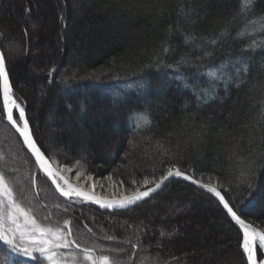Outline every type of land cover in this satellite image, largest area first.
I'll return each mask as SVG.
<instances>
[{
	"label": "trees",
	"instance_id": "trees-1",
	"mask_svg": "<svg viewBox=\"0 0 264 264\" xmlns=\"http://www.w3.org/2000/svg\"><path fill=\"white\" fill-rule=\"evenodd\" d=\"M241 4L0 0V50L41 152L103 197L176 165L264 232V32L248 24L264 0ZM0 174L38 222L70 233L69 264H90L84 249L110 264H247L239 227L184 181L122 210L61 197L5 121L1 95ZM11 255L0 244V264L20 259Z\"/></svg>",
	"mask_w": 264,
	"mask_h": 264
},
{
	"label": "snow or ice",
	"instance_id": "snow-or-ice-1",
	"mask_svg": "<svg viewBox=\"0 0 264 264\" xmlns=\"http://www.w3.org/2000/svg\"><path fill=\"white\" fill-rule=\"evenodd\" d=\"M252 5L253 0H242L241 11L245 12L250 10ZM248 24L252 26L253 31L260 30L264 32V16L258 18L256 21H249ZM247 30L248 28L246 26L245 29L237 33V36H245ZM212 43L215 44L216 41L213 40ZM254 46L253 44L250 47ZM244 70L247 71V67ZM236 71L239 72L240 68L236 67ZM215 75V72L209 73V76L214 77ZM0 92H2L3 112L6 114L7 121L16 129L20 137L23 138L24 144L31 150L38 166L46 172L48 177L52 178V182L56 184L57 190L60 191L61 195L70 197L74 192L76 195H82L86 199L94 200L101 207L107 206L111 208L113 203L123 207L149 196L150 193L160 189L162 185L172 178H183L218 197L219 203L226 210V215L242 230V243L240 247L242 248L243 254L246 255L247 264H257V253L260 249H264V232H258L247 224L225 200V197L221 195L217 187L201 183L194 179V177L182 172L176 165L167 167L166 171L159 176L158 180L144 178L143 185L146 186V190L141 191L137 189L131 195L121 196L115 202H103L98 197L89 196L86 192L72 188L71 185H68L67 191L61 188L55 179L57 174L48 166V160L33 140L24 107L14 99V93L9 82L8 73L5 70V59L2 53H0ZM16 112H18V118L16 117ZM262 113H264V110H262ZM141 119L145 124L149 123L146 116H141ZM77 175L79 176V173ZM135 183L133 181V184ZM150 184H154V187L149 186ZM69 235L70 233H65L59 227H48L38 222L32 214V211L24 208L16 200L13 189L6 181L4 175L0 174V244L4 246L6 253L20 257V259L13 262L6 256L3 264H69L65 260L64 254L60 251L74 243L67 239ZM257 238L258 247L256 246ZM75 247L79 248L80 245L76 244ZM133 247H136V245H133ZM84 260L90 262V264H110V258L108 256L101 255L94 257L90 249H84ZM72 264H76L75 258H73Z\"/></svg>",
	"mask_w": 264,
	"mask_h": 264
},
{
	"label": "water",
	"instance_id": "water-1",
	"mask_svg": "<svg viewBox=\"0 0 264 264\" xmlns=\"http://www.w3.org/2000/svg\"><path fill=\"white\" fill-rule=\"evenodd\" d=\"M0 53H1V50H0ZM5 70H6V66H5ZM7 72V71H6ZM0 95H1V101H2V108H3V97H2V92H0ZM4 113V112H3ZM18 113V112H17ZM4 118H5V121L8 123V125L13 129V131L18 135V137L20 138V140H21V142H22V144H23V146H24V148H25V150L28 152V154L33 158V160L35 161V163H36V165H37V167H38V169H39V171L44 175V177H46L47 178V180L50 182V184L53 186V188L55 189V191L61 196V197H63L64 199H66V200H68V199H70V198H73V199H78V200H82V201H84V202H88V203H93V204H95L96 206H98V207H100V208H102V209H106V210H122V209H126V208H129V207H131V206H133V205H135V204H137V203H139L140 201H142V200H144V199H146V198H148V197H150V196H152V195H154L155 193H157L158 191H160L169 181H171V180H173V179H178V180H181V181H184V182H186V183H188V184H190V185H192V186H194V187H196V188H198V189H201V190H203V191H205V192H208L206 189H204V188H201V187H199L197 184H193V183H191L190 181H188V180H184L183 178H172V179H170L169 181H167L164 185H162L161 186V188L160 189H157L156 191H154V192H152V193H150L149 194V196H147V197H143L142 199H140V200H137V201H134V202H132V203H130V204H127V205H125V206H123V207H120V206H118L116 203H113V206L111 207V208H109V207H107V206H105V207H101V205L99 204V203H96L94 200H92V199H86L84 196H82V195H76L74 192H73V194L70 196V197H65V196H63V195H61V193H60V191H58L57 190V186H56V184H54L53 182H52V178H50V177H48L47 176V174H46V172L44 171V170H42L39 166H38V164H37V162H36V160H35V157L33 156V154H32V152H31V150L30 149H28L27 148V146L24 144V142H23V138L22 137H20V135H19V133L16 131V129L15 128H13L12 126H11V124L7 121V119H6V114L4 113ZM22 126V125H21ZM45 156V155H44ZM47 159V158H46ZM48 160V159H47ZM48 162H49V160H48ZM51 169H52V171L54 172V173H56L57 175L55 176V179H56V181H57V183L61 186V185H63L64 186V190H68V185H71L72 186V188H74V189H79L81 192H86V193H88L89 194V196H95V197H98V198H100V200L101 201H103V202H107V201H113V202H115V201H118L119 199H120V197H103V196H100V195H97V194H94V193H92V192H90V191H87V190H85V189H82V188H80V187H78V186H76L75 184H73L72 182H70L69 180H67L50 162H49V165H48ZM65 182H67V183H65ZM202 183V182H201ZM204 184V183H203ZM151 187H154V185H152ZM144 190H146V188L145 189H142L141 191H144ZM218 190V189H217ZM219 191V190H218ZM209 194H211L218 202H219V199H218V197H216L214 194H212V193H210V192H208ZM128 195H131V194H128ZM222 195V194H221ZM124 196H127V195H124ZM220 204V203H219ZM221 205V204H220ZM222 206V205H221ZM222 208H223V206H222ZM225 212H226V210H224ZM247 224H249L253 229H255L256 231H258V232H261L260 230H258L256 227H254V226H252L249 222H247V221H245ZM238 226V225H237ZM239 227V226H238ZM242 231V230H241ZM256 246L258 247V238H257V242H256ZM245 256V258H246V255H244ZM246 263H247V258H246ZM257 263H258V259H257Z\"/></svg>",
	"mask_w": 264,
	"mask_h": 264
},
{
	"label": "rangeland",
	"instance_id": "rangeland-1",
	"mask_svg": "<svg viewBox=\"0 0 264 264\" xmlns=\"http://www.w3.org/2000/svg\"><path fill=\"white\" fill-rule=\"evenodd\" d=\"M74 184V183H73ZM61 188H63L64 189V186L63 185H61ZM81 188V187H80ZM83 189V188H82ZM86 190V189H85ZM88 191V190H87ZM132 194V193H131ZM128 195V194H127ZM70 199H72L73 201H81V202H84V201H82V200H78V199H73V198H70ZM85 203H88V202H85ZM261 251H262V253H263V257H262V259L261 260H259V262L260 261H262V260H264V249H261ZM14 255V254H13ZM13 255H11V256H13ZM15 256V255H14ZM90 263V262H89Z\"/></svg>",
	"mask_w": 264,
	"mask_h": 264
},
{
	"label": "bare ground",
	"instance_id": "bare-ground-1",
	"mask_svg": "<svg viewBox=\"0 0 264 264\" xmlns=\"http://www.w3.org/2000/svg\"><path fill=\"white\" fill-rule=\"evenodd\" d=\"M262 262H264V260H262V261H260V262L258 261V263H257V264H262Z\"/></svg>",
	"mask_w": 264,
	"mask_h": 264
}]
</instances>
